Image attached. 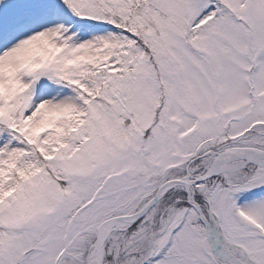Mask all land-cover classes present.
<instances>
[{"label": "snow or ice", "instance_id": "6c2138e0", "mask_svg": "<svg viewBox=\"0 0 264 264\" xmlns=\"http://www.w3.org/2000/svg\"><path fill=\"white\" fill-rule=\"evenodd\" d=\"M0 264H264V0H0Z\"/></svg>", "mask_w": 264, "mask_h": 264}]
</instances>
